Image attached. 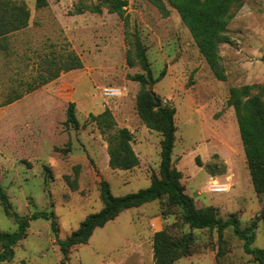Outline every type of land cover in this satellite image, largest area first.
<instances>
[{
	"label": "rangeland",
	"instance_id": "1",
	"mask_svg": "<svg viewBox=\"0 0 264 264\" xmlns=\"http://www.w3.org/2000/svg\"><path fill=\"white\" fill-rule=\"evenodd\" d=\"M22 1L30 12L28 25L0 38V102L14 90L23 93L0 106V191L10 203L7 216L0 199V231L13 232L20 219L48 211L56 217L59 237L65 238L102 208V179L115 196L148 187L158 174L162 135L137 114L136 96L145 87L161 105L175 107L172 164L182 173L185 192L197 207L213 206L222 219L234 215L241 229L253 224L252 246L263 247L259 215L264 196L253 188L236 115L226 99L231 86L264 82V0H243L224 31L228 42L219 46L224 81L213 75L170 6L163 15L148 0H127L125 27L104 7L100 13L76 12L100 0H47L42 8L36 0ZM126 32L138 34L146 47L152 78L164 70L160 80L143 86L130 78L146 72L127 65ZM69 53L79 56L82 67L58 69ZM49 61L58 76L41 83ZM30 86L36 88L27 92ZM104 87L119 88L121 94L104 96ZM70 102L77 126L65 122ZM104 109L111 110L117 127L132 132L139 158L132 169L109 167L106 136L91 120ZM213 180L227 188L213 191ZM163 228L176 237L190 231L179 209L159 199L147 202L95 228L63 260L51 221L37 218L13 247L12 257L0 264H153V235ZM192 233L194 252L172 264H256L231 226L221 235L206 228Z\"/></svg>",
	"mask_w": 264,
	"mask_h": 264
},
{
	"label": "trees",
	"instance_id": "2",
	"mask_svg": "<svg viewBox=\"0 0 264 264\" xmlns=\"http://www.w3.org/2000/svg\"><path fill=\"white\" fill-rule=\"evenodd\" d=\"M163 14L168 15L167 6L175 9L182 23L188 29L200 54L211 69L213 75L221 81L226 79L224 66L220 55V44L228 42L224 31L228 26L234 12L243 5V0H148ZM127 0H100L95 5H83L77 9L82 13L84 9L100 13L102 7L110 13H116L123 21L125 27L129 24L126 13ZM48 5L47 0H36L35 6L42 8ZM30 12L22 0H0V38L25 28L28 25ZM128 49L126 50V63L133 67L139 65L146 74L136 73L130 78L145 86L148 81L160 80L164 70L156 79L151 76L146 47L136 33H127ZM52 61L42 73L41 83L49 82L58 76V70L52 71ZM82 67V62L76 53H69L65 62L58 69L69 71ZM27 88V92L35 89ZM23 96L22 92L13 91L0 102L1 105L10 104ZM226 104L234 109L238 124L239 135L243 147L245 161L250 179L257 194L264 196V82L260 84H244L231 86ZM156 101L150 91L141 88L136 96V111L144 125L162 135L160 148V162L158 174L152 175L148 187L141 188L122 196L111 193L109 183L102 179L100 182L102 208L88 215L65 238L59 237V228L53 212L36 211L31 216L19 220L17 229L13 232L0 231V263L9 260L13 255V247L26 235L29 223L33 219L43 218L51 221V228L56 236V241L63 254V260L68 257L69 249L77 244L86 243L97 227H102L106 222L114 219L119 213L132 207L140 206L154 200H163L167 208H177L180 211L182 223L190 231L178 237L172 235L167 229L155 231L153 235V264H172L181 257L189 256L194 252L192 229H216L219 235L232 227L233 233L243 240L244 251L251 255L256 264H264V246L253 247V228L251 224L244 229L238 226L234 215L227 219L218 217L213 206L197 207L193 198L184 190L181 183L182 173L172 164V152L175 146L176 126L174 121L175 107L160 105L155 107ZM75 104L70 102L66 110L67 124L77 126ZM100 131L106 136L108 164L112 169L129 170L139 164L131 141L132 132L127 127H117L116 120L110 109H104L100 114L91 116ZM4 213L9 216L10 203L6 195L0 191ZM264 227V205L259 215Z\"/></svg>",
	"mask_w": 264,
	"mask_h": 264
},
{
	"label": "built area",
	"instance_id": "3",
	"mask_svg": "<svg viewBox=\"0 0 264 264\" xmlns=\"http://www.w3.org/2000/svg\"><path fill=\"white\" fill-rule=\"evenodd\" d=\"M102 94L107 97H115L121 94V90L115 87H104L102 89ZM226 184L224 183H213L212 190L213 191H224L226 189Z\"/></svg>",
	"mask_w": 264,
	"mask_h": 264
},
{
	"label": "water",
	"instance_id": "4",
	"mask_svg": "<svg viewBox=\"0 0 264 264\" xmlns=\"http://www.w3.org/2000/svg\"><path fill=\"white\" fill-rule=\"evenodd\" d=\"M152 87H153V82H151V83L149 84V89L151 90V89H152ZM152 96L154 97V99H155V101H156V107H159V106L161 105V102H160V100H159V99H157V97H156L155 93H152Z\"/></svg>",
	"mask_w": 264,
	"mask_h": 264
},
{
	"label": "bare ground",
	"instance_id": "5",
	"mask_svg": "<svg viewBox=\"0 0 264 264\" xmlns=\"http://www.w3.org/2000/svg\"><path fill=\"white\" fill-rule=\"evenodd\" d=\"M213 183L215 184V183H217V181L216 180H213Z\"/></svg>",
	"mask_w": 264,
	"mask_h": 264
}]
</instances>
